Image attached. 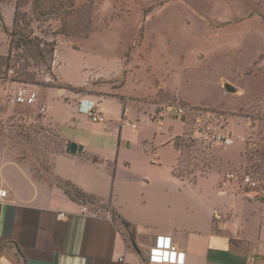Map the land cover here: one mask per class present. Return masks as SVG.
<instances>
[{
    "label": "rangeland",
    "instance_id": "obj_1",
    "mask_svg": "<svg viewBox=\"0 0 264 264\" xmlns=\"http://www.w3.org/2000/svg\"><path fill=\"white\" fill-rule=\"evenodd\" d=\"M86 1L76 0V5ZM15 2L0 0V13L8 29H12ZM94 2L96 29L87 37L53 35L59 27L55 19L40 26L33 22L37 35L47 40L55 37L58 43L53 63L57 80L42 71L38 84L29 83L38 92L35 105L9 101L20 81H12V70L5 77V67L0 65V133L4 134L0 146L14 150L17 157L16 144L9 137L25 125L30 130L43 126L45 133L56 140L50 145L57 148L58 138L53 135L57 131L41 110L47 101L52 105L49 116L57 130L102 156H115L122 137L131 141L133 150L140 149L144 142L153 143L164 164L175 159L176 152L172 144H163L170 136L185 131L184 143H190L189 137L196 143L184 147L186 160L180 168L190 161L196 174L202 173L208 163L221 171L213 170L189 188L235 213L233 195L219 196L217 190L220 184L230 188L223 178L226 172L245 170L258 177L263 187L260 194L248 195L264 199V167L253 166L264 158V0ZM24 10L29 11L30 6ZM8 49L9 39L0 25V63ZM225 82L238 90L227 92ZM68 83L87 87L80 96H125L127 113L123 118L137 122V128L124 126L120 133L123 105L117 99L104 101L107 128L80 113L72 99L65 101L68 95L61 97L57 91L65 88L59 85ZM48 87L56 89L48 91ZM138 105L145 110L139 112ZM181 107L184 113L179 115ZM151 115L157 118L153 120ZM200 132L231 134L235 141L225 147L202 140ZM22 148L30 155L25 145L18 146ZM47 155L52 159L51 153ZM25 161L33 166L31 157ZM36 175L54 179L45 171Z\"/></svg>",
    "mask_w": 264,
    "mask_h": 264
},
{
    "label": "crops",
    "instance_id": "obj_2",
    "mask_svg": "<svg viewBox=\"0 0 264 264\" xmlns=\"http://www.w3.org/2000/svg\"><path fill=\"white\" fill-rule=\"evenodd\" d=\"M57 91L61 97L68 95L65 101L72 99L80 113H85L80 109L83 104L105 116L104 101L117 99L123 105L120 133L124 126H138L123 118L125 96L85 97L66 88ZM51 106L46 101L41 110L65 143L53 157L54 175L95 199H73L55 180L36 177L31 163L19 161L14 150L0 146V188L8 190L0 200V264H175L150 260V249L161 240H170L185 253L184 264H264V199L250 197L224 175L230 188L220 184L217 193L233 195V213L189 188L213 170L221 171L212 163L208 172L192 180L175 174L180 150L174 140L185 131L163 144H172L176 152L175 159L164 164L153 143L144 142L133 150L131 141L122 137L115 156L96 154L80 141L76 143L82 151L70 153L66 148L72 140L53 125ZM96 123L108 127L107 118ZM114 213L131 223L133 236Z\"/></svg>",
    "mask_w": 264,
    "mask_h": 264
},
{
    "label": "trees",
    "instance_id": "obj_3",
    "mask_svg": "<svg viewBox=\"0 0 264 264\" xmlns=\"http://www.w3.org/2000/svg\"><path fill=\"white\" fill-rule=\"evenodd\" d=\"M26 6H30L29 11L24 10ZM94 13V0H87L79 7L76 5V0H16L12 29H8L5 26L3 16L0 13L1 28L9 39L8 54L0 63L1 66L5 67V71L2 73L5 72V77H7L8 71L12 70V81L38 84V76L42 75V71H45L52 75L54 81H56L57 77L53 72V63L55 61L56 51L58 50V43L55 37L47 40L37 35L32 27L33 22L36 21L39 25L42 22L47 23L55 19L59 21V27L52 32L53 35L64 34L65 36L87 37L96 29L94 25ZM59 86L76 92L86 91L87 89L86 86L77 87L71 84ZM181 119L185 121L184 118L181 117ZM1 127L3 126L0 122V130H3ZM31 130L26 129L24 125L21 126L20 130L15 132V136L12 135L9 137V135H5V137H9L15 142L16 145L14 146L17 150V159L23 161L31 157L34 161L32 169L36 177H38L36 172L45 171L49 174L48 177H53V180L63 187L66 193L73 199L83 202H93L95 198L92 195L87 194L71 181L62 180L54 175L53 157L58 151L65 148L64 140L58 133L54 132L53 135L58 138L59 146L57 148H52V144L50 145V143L52 141L56 142V140L45 133L43 126H40L38 130L34 128ZM41 131L43 133L37 136ZM3 135V133H0V137ZM188 139L190 143H184V135H179L174 140L175 147L180 150V162L174 171L177 176L192 180L198 175H203L208 172L212 167V163L206 164L200 174H196L194 168H190L192 165L190 161L185 168L181 169L180 166L186 160L183 152L184 147H194L196 143V140L190 137ZM19 145H25L31 151L30 155L24 151V148L18 149ZM48 153L52 154V159L49 158L47 155ZM253 166L260 169L263 168L264 158L256 161ZM44 178L46 177L42 179ZM114 215H116L128 229L130 236H133L134 230L131 223L120 215L115 213Z\"/></svg>",
    "mask_w": 264,
    "mask_h": 264
},
{
    "label": "built area",
    "instance_id": "obj_4",
    "mask_svg": "<svg viewBox=\"0 0 264 264\" xmlns=\"http://www.w3.org/2000/svg\"><path fill=\"white\" fill-rule=\"evenodd\" d=\"M18 87L16 88L13 95L10 97L9 101L16 105H34L38 100V92L33 87V85L25 82H17ZM45 109L43 105L42 110ZM80 109L83 110L88 116L91 117L93 121L96 122H105L106 118L102 115L95 107H83V104H80ZM177 112L182 115L184 109L178 108ZM133 126H135L133 124ZM202 139L218 142L225 146L230 145L234 139L232 135H227L223 133H211V132H200ZM225 177L238 184L240 189L244 193L250 194H260L263 190L261 185V180L256 177L252 172L240 170L229 171L225 174ZM8 196V190L5 188H0V200ZM86 209V208H85ZM64 215L60 214V217ZM149 258L153 262H169L175 264H184L185 262V253L180 251L177 245L173 244L170 240H161L156 246L150 249Z\"/></svg>",
    "mask_w": 264,
    "mask_h": 264
},
{
    "label": "water",
    "instance_id": "obj_5",
    "mask_svg": "<svg viewBox=\"0 0 264 264\" xmlns=\"http://www.w3.org/2000/svg\"><path fill=\"white\" fill-rule=\"evenodd\" d=\"M224 86H225V89H226L227 92H236L237 91V88L233 84H231L229 82H226L224 84ZM82 148L83 147L78 145L76 142H72L71 141V142L68 143L66 151L70 152V153H76V152L82 151Z\"/></svg>",
    "mask_w": 264,
    "mask_h": 264
}]
</instances>
